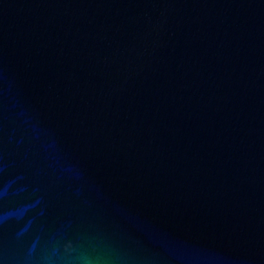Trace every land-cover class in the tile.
I'll return each mask as SVG.
<instances>
[{
	"label": "water",
	"instance_id": "95a60500",
	"mask_svg": "<svg viewBox=\"0 0 264 264\" xmlns=\"http://www.w3.org/2000/svg\"><path fill=\"white\" fill-rule=\"evenodd\" d=\"M0 264H264V0H0Z\"/></svg>",
	"mask_w": 264,
	"mask_h": 264
}]
</instances>
